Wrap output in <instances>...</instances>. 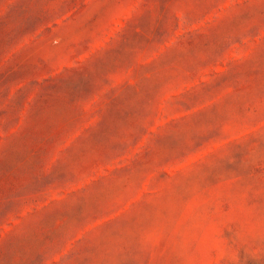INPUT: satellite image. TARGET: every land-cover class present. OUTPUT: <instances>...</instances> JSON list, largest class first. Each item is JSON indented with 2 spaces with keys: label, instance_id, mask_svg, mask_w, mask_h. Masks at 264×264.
<instances>
[{
  "label": "rangeland",
  "instance_id": "rangeland-1",
  "mask_svg": "<svg viewBox=\"0 0 264 264\" xmlns=\"http://www.w3.org/2000/svg\"><path fill=\"white\" fill-rule=\"evenodd\" d=\"M0 264H264V0H0Z\"/></svg>",
  "mask_w": 264,
  "mask_h": 264
}]
</instances>
